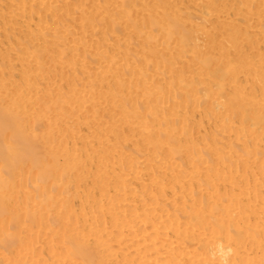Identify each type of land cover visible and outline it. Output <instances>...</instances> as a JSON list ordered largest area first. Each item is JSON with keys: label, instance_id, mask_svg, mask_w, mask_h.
I'll return each instance as SVG.
<instances>
[{"label": "bare ground", "instance_id": "6f19581e", "mask_svg": "<svg viewBox=\"0 0 264 264\" xmlns=\"http://www.w3.org/2000/svg\"><path fill=\"white\" fill-rule=\"evenodd\" d=\"M0 264H264V0H0Z\"/></svg>", "mask_w": 264, "mask_h": 264}, {"label": "rangeland", "instance_id": "374dc122", "mask_svg": "<svg viewBox=\"0 0 264 264\" xmlns=\"http://www.w3.org/2000/svg\"><path fill=\"white\" fill-rule=\"evenodd\" d=\"M84 1H87V0H84ZM115 2H116V1H115ZM116 4H117V5H116ZM116 4H115V6L123 12V15L126 17L128 23H129V24L133 23V22H132V21H133L132 17H133V15L135 14V13H134L135 11H134L133 9L136 10L137 7H134V8H131V9H127V8L125 9L124 6L126 5V3H123V4H124L123 6L120 5L119 2H116ZM132 10H133V12H132ZM137 10H138V9H137ZM139 10H140V9H139ZM132 14H133V15H132Z\"/></svg>", "mask_w": 264, "mask_h": 264}]
</instances>
